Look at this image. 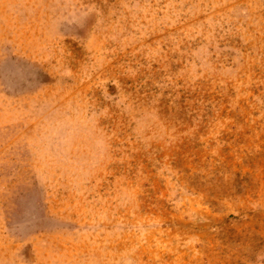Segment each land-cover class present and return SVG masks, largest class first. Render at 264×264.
I'll return each instance as SVG.
<instances>
[{"label":"rangeland","instance_id":"1","mask_svg":"<svg viewBox=\"0 0 264 264\" xmlns=\"http://www.w3.org/2000/svg\"><path fill=\"white\" fill-rule=\"evenodd\" d=\"M0 264H264V0H0Z\"/></svg>","mask_w":264,"mask_h":264}]
</instances>
